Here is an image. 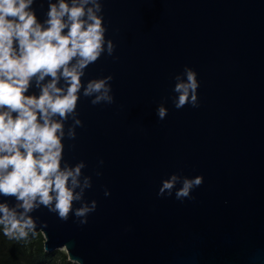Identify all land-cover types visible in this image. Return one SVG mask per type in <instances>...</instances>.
Segmentation results:
<instances>
[{
	"label": "water",
	"instance_id": "water-1",
	"mask_svg": "<svg viewBox=\"0 0 264 264\" xmlns=\"http://www.w3.org/2000/svg\"><path fill=\"white\" fill-rule=\"evenodd\" d=\"M58 2L34 0L41 25ZM99 3L105 51L81 82L111 77L112 103L93 105L82 87L63 121L61 167L83 163L81 199L66 221L43 206L29 214L45 250L65 248L78 264H264V0ZM185 68L198 106L177 109ZM26 94H40L35 80ZM173 175L171 194L159 195ZM197 176L202 184L178 200L183 179Z\"/></svg>",
	"mask_w": 264,
	"mask_h": 264
},
{
	"label": "clouds",
	"instance_id": "clouds-1",
	"mask_svg": "<svg viewBox=\"0 0 264 264\" xmlns=\"http://www.w3.org/2000/svg\"><path fill=\"white\" fill-rule=\"evenodd\" d=\"M33 2L0 0V196L17 201L14 208L0 203V225L11 239H24L36 228L29 214L41 206L57 213L61 220L68 219L74 202L81 199L75 189L80 186L78 178L84 165L61 167L63 121L74 115L82 87L84 96L95 94L93 105L112 103L107 85L111 77L91 80L86 87L81 82L84 69L105 51L106 30L98 15L102 10L99 0L50 4L46 27L31 10ZM107 51L112 54L111 41ZM184 76L186 79L177 77L174 88L177 109L188 103L198 106L196 73L185 68ZM46 77L49 81L41 84ZM33 80L40 87L38 96L26 94ZM61 80L65 87H58ZM166 114L165 108L158 109L161 119ZM68 138H75L72 129ZM178 180L173 175L163 181L158 194H171ZM202 182L200 176L184 178L176 198L189 197ZM94 208L95 202L91 209H76L75 215L83 217Z\"/></svg>",
	"mask_w": 264,
	"mask_h": 264
},
{
	"label": "trees",
	"instance_id": "trees-1",
	"mask_svg": "<svg viewBox=\"0 0 264 264\" xmlns=\"http://www.w3.org/2000/svg\"><path fill=\"white\" fill-rule=\"evenodd\" d=\"M41 232L29 230L24 239H11L0 225V264H74L67 253L47 252Z\"/></svg>",
	"mask_w": 264,
	"mask_h": 264
},
{
	"label": "rangeland",
	"instance_id": "rangeland-1",
	"mask_svg": "<svg viewBox=\"0 0 264 264\" xmlns=\"http://www.w3.org/2000/svg\"><path fill=\"white\" fill-rule=\"evenodd\" d=\"M60 251H62V252H65L66 253V250H65V248H61L60 249ZM74 264H78V263H76V262H73Z\"/></svg>",
	"mask_w": 264,
	"mask_h": 264
}]
</instances>
